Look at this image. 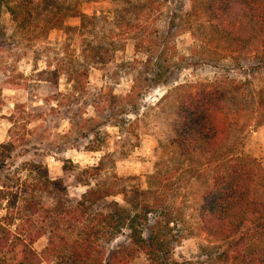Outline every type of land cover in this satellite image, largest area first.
<instances>
[{
    "label": "rangeland",
    "instance_id": "obj_1",
    "mask_svg": "<svg viewBox=\"0 0 264 264\" xmlns=\"http://www.w3.org/2000/svg\"><path fill=\"white\" fill-rule=\"evenodd\" d=\"M135 1L23 0L33 19L26 32L16 27L5 8L0 9V143L8 139V115L15 107L33 113L25 125L29 130L26 143L16 147L22 154L18 161L32 159L46 165L48 176L61 179L73 199L95 187L145 189L151 187L148 175L169 170L168 183L151 193L159 199L147 201L154 200L157 211H171L175 219L167 230L172 260L241 264L249 252L264 245V237H256L258 220L249 215L243 237L235 241L200 233L196 229L197 208L210 178L208 171H197L209 158L194 155L184 160L168 145V139L178 119L177 98L186 88L201 89L204 83L232 80L241 83L237 90L252 98L243 105L246 111L264 103V38L254 39L241 51L212 38L215 22L208 12L212 0H157L158 8L148 11L141 7L138 12ZM74 12L95 15L87 22L84 36L75 29L63 30L79 25ZM172 15L175 24L167 37ZM58 16L62 17L59 27ZM92 34L101 41L113 36L122 46L105 63L89 66L84 89L70 91L62 71L55 83L49 71L77 67L82 62L80 50ZM135 36L150 40L148 53L134 51ZM160 63L171 69L166 81L137 96V113H121L128 108L125 95L130 85H144ZM189 84L194 87H186ZM56 89L62 93L58 104L49 99ZM115 114L120 125L109 118ZM256 114L262 115L256 118L260 124L235 130L223 147L254 158L264 173V109L259 108ZM255 190L264 191L261 182ZM111 198L123 203L120 194ZM126 232L107 247L125 244ZM46 242L45 233L32 244L33 250L40 253ZM127 264L149 261L138 250Z\"/></svg>",
    "mask_w": 264,
    "mask_h": 264
},
{
    "label": "trees",
    "instance_id": "obj_2",
    "mask_svg": "<svg viewBox=\"0 0 264 264\" xmlns=\"http://www.w3.org/2000/svg\"><path fill=\"white\" fill-rule=\"evenodd\" d=\"M155 2L157 0H136L134 10L158 8ZM1 8L6 9L19 30L26 32L33 26L32 13L23 0H0ZM208 12L215 22L211 28L212 38L227 43L234 50L241 51L254 39L264 38V0H212ZM73 14L79 17V25L76 28L68 25L63 30L75 29L84 36L87 22L91 23L95 15ZM60 16L56 18L57 27L62 24ZM174 17L168 20L167 30H172ZM133 39L134 51L148 53L151 50L149 39L141 36ZM120 46L113 36L101 41L92 34L91 40L87 39L80 50L82 62L77 67L53 69L50 75L56 83L62 71L71 85L70 91L84 89L82 82L89 66L105 63ZM163 52L162 48L159 56ZM169 74V65L160 63L153 68V75L145 84L139 85L141 88L131 84L125 95L129 100L128 108L120 112L137 113V96L165 82ZM240 84L232 80L213 81L204 83L201 89H184L177 98L178 119L168 139V145L184 160L194 155L209 158L197 171H208L210 185L202 193L197 208L196 229L208 237L229 241L243 237L242 229L249 215L259 223L256 237H264V191L255 190L259 182L264 186L263 170L254 158L236 153L233 147H223L235 130L261 122L256 118L262 115L253 114L259 108L264 109V103L260 101L262 107L246 111L243 105L248 104V97L252 98L237 90ZM54 92L49 99L58 104L62 93L57 89ZM116 116L109 118L120 125L121 119ZM33 117L30 111L15 107L8 115V139L0 143V264H127L138 250L146 255L149 264H185L171 258L173 246L167 230L169 223L175 222L172 212L157 211L153 206L159 197L152 195L171 179L169 170H157L148 175L151 187L145 189L95 187L88 188L77 199L70 198L62 180L48 176L46 165L32 159L18 161L22 154L16 147L26 143L29 130L25 125ZM117 194L121 195L122 204L111 198ZM150 197L155 199L147 201ZM124 230L127 231L126 243L108 248ZM143 231L148 232L146 237ZM45 233L46 245L36 253L32 244ZM241 264H264V245L249 252Z\"/></svg>",
    "mask_w": 264,
    "mask_h": 264
}]
</instances>
